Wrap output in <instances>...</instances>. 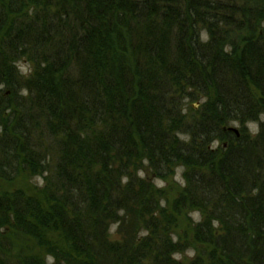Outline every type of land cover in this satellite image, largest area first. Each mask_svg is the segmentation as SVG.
Masks as SVG:
<instances>
[{
  "label": "trees",
  "instance_id": "16d2710c",
  "mask_svg": "<svg viewBox=\"0 0 264 264\" xmlns=\"http://www.w3.org/2000/svg\"><path fill=\"white\" fill-rule=\"evenodd\" d=\"M0 86V264H264V0H0Z\"/></svg>",
  "mask_w": 264,
  "mask_h": 264
},
{
  "label": "rangeland",
  "instance_id": "374dc122",
  "mask_svg": "<svg viewBox=\"0 0 264 264\" xmlns=\"http://www.w3.org/2000/svg\"><path fill=\"white\" fill-rule=\"evenodd\" d=\"M31 13V10L30 12ZM14 67L15 70L22 76H26L29 72L28 69L31 67L30 63L27 62V60L24 58H20L18 60L14 61ZM0 92L8 95L9 92L8 90L5 89V87H1L0 86ZM22 95H25V93H22ZM204 98H200L198 99V101H193V102H189L188 106L190 108H192L195 111H198L199 109V105L201 103V101H203ZM264 120V116H260V119H258L257 121L254 122H247L243 125V127L241 128V126H239V124L237 123H232L230 124L228 127L225 128V130L228 131H232L235 130L236 132H234L236 134V136L240 135V131H243V129L245 130V134L249 136V138H254L257 131H258V127H259V123L263 122ZM252 125L256 126V130H253ZM233 132V131H232ZM180 139H183L182 136H180ZM227 141V140H226ZM226 141H223V139H221V141H214L211 144L212 148H218L221 145L226 146ZM184 168L180 165H176L173 168H171V171L169 172V174L163 179V178H158L156 177L150 170L149 168H146V163L143 162V164L138 165V169H137V175L145 180H147L151 185H153L156 189L161 191L162 196L166 197L167 199L171 200L174 197L177 196V194L185 187V183H184ZM48 175H37V176H33V177H29L26 176L24 174H19L16 178H14V180L12 181H5V180H0V194L2 193H11V192H17L20 191L22 193H24L26 196L28 195H34V194H38V192L43 188V186L45 185V178ZM179 176V179H177V177ZM160 206L163 207L164 209L168 208L166 205L165 200L160 202ZM193 213H197L196 211H187L185 213H183L182 216V221H183V226H179L177 229H174V231L172 232V238L173 240L177 239L176 235H182V229H187L190 225H192L193 223L196 224L197 222L200 221V214H199V218L197 219V217L195 215H193ZM110 225V224H109ZM116 228L117 225L116 224H111L108 228V235L110 237V241H116L117 240V234H116ZM48 246H53V243H45ZM32 245V243H28L27 245H24V251L25 253H27L28 256L35 254L37 256H39V254L41 255V249H37ZM187 250H184L182 253H180L181 255V259L178 260H185V261H190L193 257H189L187 255ZM23 251V250H22ZM38 253V254H36ZM41 258L45 260L46 264H53V260L52 258H50V256H41Z\"/></svg>",
  "mask_w": 264,
  "mask_h": 264
},
{
  "label": "clouds",
  "instance_id": "9594fccd",
  "mask_svg": "<svg viewBox=\"0 0 264 264\" xmlns=\"http://www.w3.org/2000/svg\"><path fill=\"white\" fill-rule=\"evenodd\" d=\"M252 127H253V130L255 131L256 130V126L252 125ZM177 179H179V176L177 177ZM193 215H195L197 217V219L199 218V214L198 213H193ZM195 254L196 253H195V251L193 249H188L187 250V255L189 257H193V256H195ZM181 258L182 257H181V255L179 253L174 254V259H181ZM49 259H51V257Z\"/></svg>",
  "mask_w": 264,
  "mask_h": 264
},
{
  "label": "water",
  "instance_id": "95a60500",
  "mask_svg": "<svg viewBox=\"0 0 264 264\" xmlns=\"http://www.w3.org/2000/svg\"><path fill=\"white\" fill-rule=\"evenodd\" d=\"M231 131V130H230ZM233 132H236L235 130H232Z\"/></svg>",
  "mask_w": 264,
  "mask_h": 264
},
{
  "label": "bare ground",
  "instance_id": "6f19581e",
  "mask_svg": "<svg viewBox=\"0 0 264 264\" xmlns=\"http://www.w3.org/2000/svg\"><path fill=\"white\" fill-rule=\"evenodd\" d=\"M53 264H54V261H53Z\"/></svg>",
  "mask_w": 264,
  "mask_h": 264
}]
</instances>
